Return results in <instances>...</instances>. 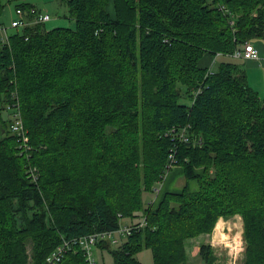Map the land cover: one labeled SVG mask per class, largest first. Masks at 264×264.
Here are the masks:
<instances>
[{
  "label": "trees",
  "instance_id": "1",
  "mask_svg": "<svg viewBox=\"0 0 264 264\" xmlns=\"http://www.w3.org/2000/svg\"><path fill=\"white\" fill-rule=\"evenodd\" d=\"M62 1L75 27L24 24L0 41V264H47L66 240L144 218L98 245L113 257L100 264H143L144 247L153 264H186L187 240L235 215L241 264H264V97L230 56L264 40V0ZM218 54L217 70L201 65ZM171 153L186 184L147 203ZM200 254L218 258L210 243Z\"/></svg>",
  "mask_w": 264,
  "mask_h": 264
},
{
  "label": "rangeland",
  "instance_id": "2",
  "mask_svg": "<svg viewBox=\"0 0 264 264\" xmlns=\"http://www.w3.org/2000/svg\"><path fill=\"white\" fill-rule=\"evenodd\" d=\"M64 25L65 26L69 25L71 27L76 26L74 21L72 23H66ZM256 41L258 42V40H256ZM261 53H262V51H261ZM218 55L223 56L221 54H218ZM233 60H235L238 64H240V66L244 70H246V72L249 75V78H248L249 83L251 85H253V87L260 92L262 97H264V67H263V65H261V64L260 65L259 64H255V65L249 64L248 65L247 60H238V59L237 60L233 59ZM210 68L212 70H214V68L217 69L216 66H214V68H212V67H210ZM210 68H209V70H210ZM184 88H186V87H184ZM187 97H188V93L186 92V89H184V99H186ZM186 101H188V99H186ZM8 112L10 113V120H11V117H12L14 112H11L10 110H8ZM22 116H23V114H22ZM168 164H170V163H167L164 171L160 175V178L155 182V184L153 186V191L151 193H148V192L144 193V201H146L147 203L148 202L149 203L156 202V200H158V196L160 194L162 186L165 185L166 180L168 179L169 175L171 173H174V171H177L176 172L177 177L179 176L178 180H177L178 185L181 186L184 184L183 182L185 179L183 177H185V176H184L183 172L179 171V170H181L182 166H180L179 163H175L174 164L175 166H173V168H171V170H169ZM190 184H191L190 186L192 187L193 182H191ZM177 189H179V188H177ZM142 218H141V220H142ZM226 220H228V222L229 221L231 222V225H230V227L232 228L231 230H228L227 228H226V230H224L223 229V227H224L223 222H222V227L219 230L218 229L216 230V227L219 224L217 222L218 224H216L215 229L212 233H203V235L201 234V235L195 237V239H194L195 245L193 247L194 249L191 250L190 255L188 254L189 255V261L186 264H206L205 260L203 259V257L200 254V250L198 249V247H200V244H202V243L212 244L215 252L218 255V258H217V261L215 262V264H235V258L234 257L236 255H238L239 252L236 249H234V244L239 243V242H243V244L245 246V243H246V240L244 238V234L242 231L243 226L240 225L243 223V218L241 215H239V216L235 215L233 217L226 218ZM228 222L225 225L226 227L229 224ZM121 223L123 225L131 224V220L122 219ZM215 230L217 232L222 231L225 235V237L224 236H222V237L226 238V239L216 238L215 233H214ZM206 234H209V235H206ZM197 245H198V247H197ZM31 247H32V244H29V250H31ZM94 253H95V257L99 263L111 262L113 260V257L108 250L101 251L99 248H95ZM137 257L140 261L143 262V264H153L154 263L152 250L150 248L144 247L143 249H141L138 252ZM241 261H242V258H240L238 260V264H241Z\"/></svg>",
  "mask_w": 264,
  "mask_h": 264
},
{
  "label": "built area",
  "instance_id": "3",
  "mask_svg": "<svg viewBox=\"0 0 264 264\" xmlns=\"http://www.w3.org/2000/svg\"><path fill=\"white\" fill-rule=\"evenodd\" d=\"M50 16L48 14L40 15L37 21L48 20ZM25 23L24 20L18 19L12 22V26H19ZM0 38L4 41L8 38L7 27H0ZM233 59L238 60H247L253 62H261L263 57L261 53V48L257 45L255 41L248 40L245 43L239 44L234 51L230 54ZM213 70L210 68V72ZM11 112H14L11 117V129L18 136L22 137L23 140L27 141L26 127L24 124L23 116L19 106L10 107ZM174 134V138L177 136L179 139L188 140L189 136L187 135V130H183L181 133H176L174 130L171 132ZM23 142V145L26 147V143ZM170 158L174 159V153L170 154ZM38 175H34L36 180ZM146 219L144 218L139 224H120L116 229L103 230L92 232L80 237H74L70 240H66L63 244L59 245L47 258V264H59L66 255V252L73 246H79L85 253L86 263L87 264H100L96 257L94 250L98 248V245L102 242L108 241L113 245L120 244L128 235H130L136 228H140L146 225ZM234 249L239 253L236 255L235 264H238V260L241 258L242 253H244L245 246L243 242L235 243ZM231 257V256H230Z\"/></svg>",
  "mask_w": 264,
  "mask_h": 264
},
{
  "label": "crops",
  "instance_id": "4",
  "mask_svg": "<svg viewBox=\"0 0 264 264\" xmlns=\"http://www.w3.org/2000/svg\"><path fill=\"white\" fill-rule=\"evenodd\" d=\"M3 2L5 4V7H4L3 13L0 17V23H2L3 25L10 26L12 21H14L16 19H25L27 12H31L33 10H38V11H42L44 13L51 14V20L45 24L48 29L54 28L57 26H65L64 24L72 23L74 21L72 19V17L70 16L68 5L66 4L65 1H62V0H3ZM23 5H27V7L24 8ZM66 26H69V25H66ZM11 28H13V27H10V29ZM263 41L264 40H258V42L255 41L257 43V45L261 48L262 56H263L262 61L261 62L248 61L249 62V63L247 62L248 65L249 64H251V65H255V64L260 65L261 64L264 67V42ZM222 60H223V56H220V55H217L214 58L212 57V55H205L201 60V65L204 67L208 66L209 68L210 67L214 68V66H216L218 68V65L220 64V62ZM214 70H217V69L214 68ZM245 74H246L247 79H248L249 75L246 72V70H245ZM179 171L182 172L181 170H179ZM176 172L177 171H174V173H171L169 175L168 179L166 180L165 185L162 186L161 190L162 189L174 190V189L182 188L185 186V184H186V178L185 177H183L185 179L183 182L184 184L182 183L183 185H181V186L178 185L177 180H178L179 176L177 177ZM195 185L196 184L193 183L192 186H195ZM236 216H239V215H236ZM222 222H223V226H224L223 229L224 230H226V228L228 230L232 229L230 227L231 222L230 221L228 222V220H226V218L221 217L218 221L219 224L217 223L218 226L216 227V230H217V228L222 227ZM227 222L229 224L226 227L225 225L227 224ZM241 225L243 226L242 231H244V222ZM216 230L214 232L216 238L226 239V238L222 237V236L225 237V235L222 231L217 232ZM219 234H220V236H219ZM206 235H209V234H206ZM192 239H189L187 241V243H188L187 244V251H188L189 255H190L191 250L194 249L193 247L195 245V242H194L195 238H192ZM197 247H198V245H197ZM198 249L200 250V247H198Z\"/></svg>",
  "mask_w": 264,
  "mask_h": 264
},
{
  "label": "bare ground",
  "instance_id": "5",
  "mask_svg": "<svg viewBox=\"0 0 264 264\" xmlns=\"http://www.w3.org/2000/svg\"><path fill=\"white\" fill-rule=\"evenodd\" d=\"M45 14H48V15L50 16V18H49L48 20H45V21H37V20H38V17H39L40 15H45ZM16 20H18V19H16ZM22 20L25 21L24 24L45 23V22H48V21L51 20V14H49V13H44V12H42V11H38V10H33V11L30 12V18H29V19H27V20L22 19ZM12 22H13V21H12ZM24 24H23V25H24ZM23 25H19V26H23ZM0 27H7V30H8V38H7L6 40H4V41L0 38V41L3 42V43H7V42H9V40H10V31H9V29H10V27H14V26H12V23H11L10 26L0 24ZM15 27H17V26H15ZM10 107H11V106H10ZM10 107H9V110L11 111ZM8 113H9V112H8ZM9 117H10V113H9ZM170 159H171V158H170ZM174 163H175V156H174V159H173V160L171 159L170 164H168V166H169V170H171V168H173V166H175ZM240 225H241V224H240Z\"/></svg>",
  "mask_w": 264,
  "mask_h": 264
},
{
  "label": "water",
  "instance_id": "6",
  "mask_svg": "<svg viewBox=\"0 0 264 264\" xmlns=\"http://www.w3.org/2000/svg\"><path fill=\"white\" fill-rule=\"evenodd\" d=\"M241 258H244V253H242Z\"/></svg>",
  "mask_w": 264,
  "mask_h": 264
}]
</instances>
